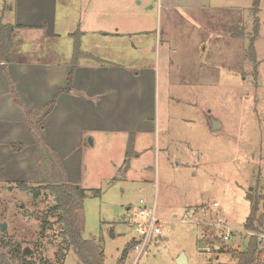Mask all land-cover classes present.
Returning a JSON list of instances; mask_svg holds the SVG:
<instances>
[{
  "label": "rangeland",
  "instance_id": "obj_1",
  "mask_svg": "<svg viewBox=\"0 0 264 264\" xmlns=\"http://www.w3.org/2000/svg\"><path fill=\"white\" fill-rule=\"evenodd\" d=\"M252 8L253 0H158L149 14L148 49L135 51L131 63L128 59L140 78L139 95L129 91L128 96L134 94L140 114L102 115L85 122L83 133L76 130L82 144L71 157L77 184L87 192L84 236L100 244L105 264H117L125 246L139 237L145 222L140 199L156 204L162 234L138 261V251L131 250L126 264H177L181 253L188 264H228V250L247 247L248 194L264 198V0L257 14L258 74L244 51L254 27ZM11 17L0 8L2 22ZM237 27L248 36L233 38ZM22 34L33 39L29 47L40 48L29 58H53V39L44 32ZM132 132L136 152L125 165ZM21 181L0 180L4 232L30 251L28 260L35 264H82L60 235L59 214H38L48 213L54 196L43 190L35 198L17 186ZM24 182L40 184V173ZM94 189L101 193L93 194ZM202 228L208 231L203 239ZM225 233L231 234L227 241L221 238ZM206 246L214 249L211 258Z\"/></svg>",
  "mask_w": 264,
  "mask_h": 264
},
{
  "label": "crops",
  "instance_id": "obj_2",
  "mask_svg": "<svg viewBox=\"0 0 264 264\" xmlns=\"http://www.w3.org/2000/svg\"><path fill=\"white\" fill-rule=\"evenodd\" d=\"M157 1L1 0L0 8L12 14L7 23L19 26L15 33L21 34L15 37L20 45L14 52V60L0 62V180L31 181L39 176L36 142L27 127L23 109L14 101L7 77L30 110H37L56 98L55 107L44 118L43 136L59 154L69 180L77 183L71 154L81 147L82 135L76 130L81 131L85 122L97 121L102 115L111 117L120 111L135 117L140 114L141 105L138 108L133 104L134 94L128 96L129 91L139 95L140 90V78L133 75L130 63L135 51L148 49L153 29L149 14ZM26 30L44 32L45 37L53 39L49 47L53 58H29L40 48L28 46L31 38L22 34ZM76 31L82 32V50L106 63L81 58L74 68L72 88L66 91L67 78L73 69L71 35ZM139 36L145 39L140 41ZM258 68L257 64L256 74ZM131 135H134L136 152V134Z\"/></svg>",
  "mask_w": 264,
  "mask_h": 264
},
{
  "label": "trees",
  "instance_id": "obj_3",
  "mask_svg": "<svg viewBox=\"0 0 264 264\" xmlns=\"http://www.w3.org/2000/svg\"><path fill=\"white\" fill-rule=\"evenodd\" d=\"M260 1L253 0L254 27L252 33L249 35V43L245 48L246 57L254 64L255 72H257L258 64L255 42L260 30L259 18L257 16ZM18 27L17 25L4 23L0 20V62L14 60V52L20 45L18 41H15V30ZM71 36L73 39V55L70 62L73 69L67 78L68 87L65 89L66 91L72 88L74 68L81 58H94L101 63H106V61L82 50L81 31H76ZM241 36L248 35L243 28L237 27L232 32V37ZM7 80L11 87L14 101L23 109L27 127L35 139V159L41 177L40 184L38 185L33 186L21 181L17 183V186L29 191L35 198L39 197L43 190L50 191L54 196L55 204L48 210V213H38L39 216L45 218L48 214L58 213V222L62 225L60 235L64 237L67 243L66 248H73L82 264H105V253L101 249L100 244L96 239L84 236L86 227V189L69 180L59 154L43 136L44 118L55 107L56 98L37 110H30L24 106L8 77ZM133 154L134 135H131L127 144L125 165H128L130 156ZM92 192L95 195L101 193L100 189H94ZM248 198L252 202V207L245 223V229L247 231H257L264 227V198L255 199L251 194H248ZM261 200L262 212L259 213ZM138 243L139 240L136 238L132 239L123 249L117 264H126L130 251ZM4 246L12 248L10 254L3 251L2 248ZM29 253L28 249H23L21 243L8 237L6 232H2L0 225V264H35L33 261L28 260ZM228 253L232 259V262L228 264H264V247L259 244V240L255 236H249L247 247L244 250L233 249L228 250Z\"/></svg>",
  "mask_w": 264,
  "mask_h": 264
},
{
  "label": "built area",
  "instance_id": "obj_4",
  "mask_svg": "<svg viewBox=\"0 0 264 264\" xmlns=\"http://www.w3.org/2000/svg\"><path fill=\"white\" fill-rule=\"evenodd\" d=\"M139 205H140L139 206V213L141 216H143L145 218V222L139 227V234H140L139 239H138L139 243L135 247V249L138 251L137 261L144 255V253L146 252L149 245L154 240H157L158 237L162 234L160 220L156 216V208H155L156 204L154 203V205L148 206L146 204L145 199H140ZM214 205L218 206L217 203H215ZM215 225H217L218 227H225L224 223H217ZM248 233L251 236L257 237L259 240V244L262 247H264V227L262 229L257 230V231H248ZM207 235H208V231L205 230L204 228H202V232L200 235L201 238L203 239ZM230 237H231L230 233H225L223 235V237L221 236L223 241L229 240ZM204 248H205V252L207 253L208 257L211 258L212 254L214 252L213 247L211 248L209 246H206ZM216 248L221 250L223 248V244L222 243L216 244Z\"/></svg>",
  "mask_w": 264,
  "mask_h": 264
},
{
  "label": "water",
  "instance_id": "obj_5",
  "mask_svg": "<svg viewBox=\"0 0 264 264\" xmlns=\"http://www.w3.org/2000/svg\"><path fill=\"white\" fill-rule=\"evenodd\" d=\"M211 123H212L213 129H217L219 127V121L218 120L214 119L211 121ZM6 229H7V224L5 222H3L1 225V231L4 232V231H6ZM177 264H188L186 256L183 253H181V255L178 257Z\"/></svg>",
  "mask_w": 264,
  "mask_h": 264
}]
</instances>
